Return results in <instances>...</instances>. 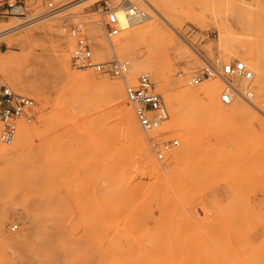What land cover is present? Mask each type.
<instances>
[{
    "label": "rangeland",
    "instance_id": "obj_1",
    "mask_svg": "<svg viewBox=\"0 0 264 264\" xmlns=\"http://www.w3.org/2000/svg\"><path fill=\"white\" fill-rule=\"evenodd\" d=\"M7 1L0 0V29L20 23L0 31V86L37 105L12 143L0 140L7 148L0 154V264H264V73L243 54L250 48L264 65V0H91L50 16L43 15L48 0H10L21 5L12 10ZM105 2L118 8L121 28L112 38L104 29ZM129 2L148 16L130 24ZM75 15L97 60L130 61L124 76L73 66ZM148 24L149 34L134 32ZM125 38L130 47L115 50ZM173 39L187 51L177 53ZM65 55L71 77L62 70ZM5 56L13 60L3 63ZM216 58L242 59L253 69V103L235 101L245 111L231 112L232 103L220 101L217 77L210 81L220 82L216 103L224 112L201 99H178L182 89L200 86L189 80ZM137 62L161 64L165 73L146 69L169 119L148 133L136 120L150 161L117 108L122 95L129 102L126 86L143 73ZM80 74L118 91L81 85ZM174 106L194 136L188 141L171 125ZM22 125L32 133L16 149ZM150 137L179 144L158 159Z\"/></svg>",
    "mask_w": 264,
    "mask_h": 264
},
{
    "label": "built area",
    "instance_id": "obj_2",
    "mask_svg": "<svg viewBox=\"0 0 264 264\" xmlns=\"http://www.w3.org/2000/svg\"><path fill=\"white\" fill-rule=\"evenodd\" d=\"M16 2L7 1V7L12 8ZM64 5H55L52 0L47 1V10L43 15L50 16L59 11ZM126 10V11H125ZM124 11L130 15L139 14V8L131 4L124 7ZM104 29L108 38L119 33L121 28L118 16V8L110 7L106 2L103 6ZM69 32L76 39L72 50V64L77 69L94 68L103 73L109 72L117 76H124L130 69L129 60L114 59L107 62L97 60L90 48L88 38L85 35L84 22L80 16H72ZM219 78L223 82V88L219 94L220 101L230 104L238 98L248 103H253L255 96L253 90L254 72L245 61L235 58L228 61L216 58L205 60L200 71L191 77L190 84H198L204 79ZM126 95L132 104L138 124L146 132L158 131L163 122L169 119L170 112L167 103L158 90L157 83L149 73L139 75L133 85L126 86ZM36 101L34 98L14 91L7 85L0 86V122L2 128L0 140L10 144L14 141L19 125L22 121L31 122L36 115ZM177 138L160 139L149 138V145L158 159H163L172 147L177 146ZM17 225L12 226L15 229Z\"/></svg>",
    "mask_w": 264,
    "mask_h": 264
},
{
    "label": "bare ground",
    "instance_id": "obj_3",
    "mask_svg": "<svg viewBox=\"0 0 264 264\" xmlns=\"http://www.w3.org/2000/svg\"><path fill=\"white\" fill-rule=\"evenodd\" d=\"M91 0H75L73 2H70V3H66L67 5L65 4H62L64 6H62L60 10H62L63 8L67 9V8H73L75 6H80V5H83L85 4L86 2H89ZM151 3V2H150ZM131 4H134L133 2H129L126 6L129 7L131 6ZM156 4V3H155ZM87 5V4H86ZM152 5V4H151ZM17 6H21V5H16L14 6L12 9H14L15 7ZM125 6V7H126ZM154 6V5H153ZM155 9H158L156 7V5L154 6ZM58 11V12H59ZM139 11L141 13L139 14H134V15H130L128 14L127 12H125V19L130 23V24H134L135 22H137L140 18L144 17V16H148L147 12L143 9H139ZM63 12V11H62ZM75 13V12H74ZM119 16V15H118ZM41 17H36L34 20H31V22H38L40 20ZM20 23V22H19ZM18 22L10 27H7V28H11V27H14V26H18L19 24ZM49 25L51 26L52 24L49 23ZM230 26V25H229ZM49 27V26H48ZM223 27V26H222ZM7 28H2L0 29L1 30H4V29H7ZM47 28V27H46ZM227 28V27H226ZM154 28L148 24V25H144V26H140L138 27L134 32L135 33H138V34H146V33H150L152 32ZM225 29V28H224ZM47 30V29H46ZM128 31V30H127ZM230 31V30H228ZM125 33V31H124ZM225 33V32H224ZM101 34V33H100ZM172 34V33H171ZM96 35V34H95ZM147 36V35H146ZM177 37V35H176ZM172 37H170L171 39ZM179 38V37H178ZM24 39V38H23ZM27 40V39H26ZM126 40V38H125ZM124 41V40H123ZM123 41H120L119 40H116L115 43L113 44V47L115 50L117 51H122V50H127L129 47H130V41L129 40H126V42H123ZM221 41L223 44L225 41H226V36H221ZM172 44H174L178 50H176L177 53H184L185 51H187L186 49V46L184 45L185 43H183L180 39H173L172 40ZM192 45V44H191ZM110 46V45H109ZM168 47V46H167ZM190 47V46H189ZM197 49V48H196ZM171 50V49H170ZM254 50V49H253ZM198 51V50H197ZM237 53H239L240 50H236ZM241 52V51H240ZM255 52V51H254ZM250 48L246 49L245 50V53L244 54V57L249 59L254 65L255 67H260L262 69V72L264 73V65L261 63V60H260V57L259 54H256L254 53ZM187 53V52H186ZM68 55V53H67ZM65 55L63 56L62 58V70L64 71V73L67 75V77H71V74L69 72V69H68V56ZM12 58L13 60V57L12 56H8V57H4L2 59L3 63L6 64L7 61H9L10 59ZM169 58V56H167V59ZM135 60V59H134ZM242 60V59H241ZM137 61V60H135ZM244 61V60H243ZM246 62V61H245ZM61 63V62H60ZM247 64V63H246ZM248 65V64H247ZM135 66V65H134ZM137 68H140L143 70V73H149V71H147L146 69H152L156 76L160 77V78H165V73H164V69L162 67L161 64H153L151 63L150 65L148 64H144V62H140L138 63L137 62ZM249 66V65H248ZM250 67V66H249ZM252 69V68H251ZM258 69V68H257ZM255 69V70H257ZM253 70V69H252ZM74 71V70H73ZM76 71V70H75ZM141 72V71H140ZM254 72V71H253ZM142 73V74H143ZM151 73V72H150ZM141 75V74H140ZM79 79H80V83L81 85H84V86H88L90 88H93V89H97V90H103V91H107V92H111L113 89H115V87L109 82V83H106V82H102V81H98V80H95L93 78H90L88 75L86 74H80L78 75ZM165 80V79H164ZM206 81H202V83L200 84V86L198 87H194V88H184L181 90L180 94L178 95V99L179 100H182V101H192V100H197V99H201L203 101V103L205 104V106L209 109V110H212V111H217V112H224L225 109H222V108H219L217 103H216V96H217V93L219 91V88H220V82L216 81V80H211L210 81V78L209 79H205ZM259 81V80H258ZM158 85V84H157ZM167 85V83H166ZM253 87H254V79H253V83H252ZM259 91L260 92H264V83H261L259 84ZM185 86V85H184ZM188 86V85H187ZM122 88V86H121ZM118 91V90H117ZM116 90L114 91L113 90V93L117 92ZM259 92V93H260ZM120 93V92H119ZM121 95V94H120ZM165 95V94H164ZM114 96V95H113ZM165 97V96H164ZM240 99V98H238ZM236 99V100H238ZM236 100H233L232 101V107L229 109L231 112H235V111H245L246 109H248V106L245 105V104H242V103H236L235 101ZM243 100V99H242ZM254 100V99H253ZM245 101V100H244ZM128 101L125 97V95L121 96V98L118 100V103H117V108H118V111L121 115V118H122V121L124 123V126H125V130L127 131H124L125 133H129L130 136H132V138L137 141L138 143V147L144 152V145L142 143V137H141V134L138 130V126H137V122L135 119L136 116H134L135 114L132 113V110H131V107L128 105ZM130 104V103H129ZM231 104V103H230ZM183 106V105H182ZM185 107V105H184ZM186 108V107H185ZM182 112V111H181ZM120 117V116H119ZM122 123V124H123ZM171 125L178 131V133L183 137V140L184 141H188L191 139V137H194L192 135V132H191V129L190 127L184 123V121L182 120L181 118V115H180V108L179 107H175L172 109V123ZM168 128V127H167ZM32 130L29 128V126L27 125H22L20 127V132H19V136H18V139L16 141V149H18L19 147H22L23 146V142L26 141L27 139H29L30 135H31V132ZM125 136V135H124ZM129 138V137H128ZM173 148V147H172ZM7 148H4V147H0V154L3 155V153H5ZM15 149V147H14ZM21 149V148H20ZM19 151V150H18ZM145 153V156L147 158V160L150 161L151 157L149 155L148 152H144ZM183 152H180L179 155H182ZM152 160V159H151ZM57 224V223H56ZM0 225H1V220H0ZM60 228V227H59ZM60 230V229H59ZM128 230V229H127ZM58 231V228L57 230ZM130 232V231H129ZM102 235V234H101ZM52 237V236H51ZM135 238V237H134ZM99 241V240H98ZM135 241V240H134ZM107 242V241H106ZM137 243V242H136ZM17 244V243H16ZM44 244V243H42ZM107 245V244H106ZM45 246V244H44ZM22 248H23V244H22ZM37 250V249H36ZM114 253V252H113ZM115 254V253H114ZM113 254V255H114ZM168 255V254H167ZM116 257V256H114ZM118 259H119V256H117ZM109 258H112V257H109ZM122 258V257H120ZM34 259V258H33ZM115 260V258H113ZM160 259V258H159ZM118 261H121V260H118ZM126 262V260H124Z\"/></svg>",
    "mask_w": 264,
    "mask_h": 264
}]
</instances>
